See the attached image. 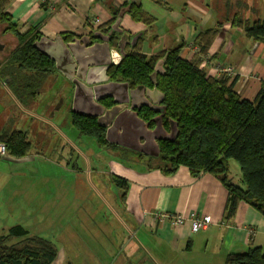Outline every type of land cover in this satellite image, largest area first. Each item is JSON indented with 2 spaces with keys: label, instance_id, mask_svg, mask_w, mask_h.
<instances>
[{
  "label": "crops",
  "instance_id": "crops-1",
  "mask_svg": "<svg viewBox=\"0 0 264 264\" xmlns=\"http://www.w3.org/2000/svg\"><path fill=\"white\" fill-rule=\"evenodd\" d=\"M139 1L143 10L156 22L148 28L126 13L121 28L129 39L147 33L142 46L145 55L156 56L182 45L181 58L195 60L212 77L215 76L210 69L212 62L230 61L239 77L236 90L243 99L254 101L264 89V47L248 39L243 28L236 26L238 18L250 24L255 19L264 20L261 12L264 0ZM249 1L258 10L253 9L257 15L253 12L251 18H246L245 4ZM131 3L132 0H12L5 12L13 18L21 33L37 28L43 37L50 40H55L62 33H72L79 39L111 23L114 11ZM95 20L100 22L93 25ZM200 45L207 47L205 55L201 53ZM68 82L73 89L72 82ZM61 97L60 91L57 98L47 103V108H52L50 120L42 116L46 124L57 130L62 126ZM32 102L28 106L29 113H33L35 101ZM27 103L29 101L24 104ZM5 118L1 132L21 131L30 141V130L35 125H28L31 119L22 125V117ZM111 157L113 159L105 158L104 180L107 176L111 180V175L127 180V195L123 199L119 189V200L129 225L117 229L76 226L75 234L80 236L73 237L71 243L75 247L68 251L56 246L58 258L54 264H225L229 256L246 255L253 247L264 249V215L241 203L234 219L226 223L225 208L229 194L215 175L202 174L196 178L187 167H181L174 175L168 176L157 169L149 170L143 164L120 158L114 160V155ZM34 158L29 155L19 159L9 155L0 161V208L5 204L11 206L17 199L16 196L3 197L2 178H8L5 186L10 189L14 185L12 173L19 168L25 169V164L29 167L28 162ZM100 176H97L99 185ZM12 208L13 213L22 211L19 203ZM191 214L210 217L216 225L194 234L189 223L175 227L168 218ZM57 217L62 222V213ZM80 222L76 221V224ZM16 224L28 230L24 224L14 222L6 230L0 228L3 231L0 234H5ZM118 233L120 237H117ZM122 247L124 251L120 250ZM121 252H125L124 258L120 257Z\"/></svg>",
  "mask_w": 264,
  "mask_h": 264
},
{
  "label": "trees",
  "instance_id": "trees-1",
  "mask_svg": "<svg viewBox=\"0 0 264 264\" xmlns=\"http://www.w3.org/2000/svg\"><path fill=\"white\" fill-rule=\"evenodd\" d=\"M10 1L0 0L2 32L12 35L17 43L11 57L6 60L5 73L11 79L6 87L16 101L24 104L28 99L36 100L42 93L46 78L59 71L52 60L34 48V43L43 38L38 29L21 33L13 18L5 12ZM120 10L114 11L111 23L94 30L109 33ZM129 15L148 28L156 22L141 4L132 5ZM237 21L236 26L243 28L248 39L264 47V22L250 24L239 18ZM146 35L143 34L118 66L110 69V80L128 83L130 90L144 86L162 93L161 105L165 107L162 125L165 131L170 132L171 123L177 124L175 140L158 141L159 156L149 157L110 144L106 139V129L98 126L95 118L74 114L71 109L73 127L81 135L95 139L101 150L117 154L126 162L146 163L149 170L157 169L172 176L179 168L187 167L196 178L202 174L215 175L229 194L225 208L226 223L234 219L241 203L264 215V89L254 101L243 99L236 90L238 75H208L195 60L181 58L182 45L156 56L145 55L142 46ZM61 36L67 43L78 38L72 33H62ZM119 39L120 34L113 33V48ZM199 48L205 55L207 47L200 45ZM159 61L164 62L163 73L157 74L154 82L153 75ZM109 100L106 102L112 105ZM159 115L145 109L139 113V118L149 123V129L153 130L156 127L153 120ZM0 142L7 145L12 157L21 159L30 154L31 143L26 133L3 131ZM230 161L239 165L241 177L238 183L230 177ZM111 180L121 189L124 199L127 180L116 175H111ZM16 239L17 242L12 243ZM57 258L58 249L52 241L31 235L23 226H13L5 234H0V264H54ZM225 264H264V249L253 247L246 255L229 256Z\"/></svg>",
  "mask_w": 264,
  "mask_h": 264
},
{
  "label": "rangeland",
  "instance_id": "rangeland-1",
  "mask_svg": "<svg viewBox=\"0 0 264 264\" xmlns=\"http://www.w3.org/2000/svg\"><path fill=\"white\" fill-rule=\"evenodd\" d=\"M245 7L246 18H251L253 12L257 15L254 10L258 9L251 4V1L247 2ZM261 9L264 19V6ZM3 78L2 76L0 79V134L3 133L1 131L6 116L22 117L20 122L22 125L31 119L28 125L32 123L35 125L30 130L32 133L29 155L35 157V160L28 162L29 167L25 164V169L19 168V171L12 173L14 185L10 189L5 186L8 178H2L3 197L16 196L17 199L11 206L5 204L0 208V224H2L0 228L6 230L14 222L22 223L31 235L47 238L58 248L64 247L69 251L70 247H75V244L71 243L73 237L80 236L75 234L76 226H85L88 229L99 226L117 229L129 225L119 200V188L108 176L105 177L107 180H104L103 171L107 169L105 158L110 160L112 153L107 152V154L105 151L103 153L95 139L81 135L72 125V92L69 82L59 72L49 75L40 98L34 100L33 113H29L28 106L33 103L32 100L28 99L27 104L14 100L10 90L1 83ZM5 79L10 78L8 76ZM60 91L62 92L60 98L62 126L57 130L46 124L47 121L46 119L44 121L42 116L50 120L52 108L49 106L47 108V103L54 97L57 98ZM118 158L115 154L114 160ZM142 166L147 167L146 163ZM229 170L232 181L238 183L241 177L238 163L230 161ZM98 174L101 175L100 185L97 181ZM18 203L23 212L16 210L13 213L12 206ZM59 213H62V222L57 217ZM76 221L81 222L76 224ZM1 229L0 232H3ZM117 237H120L119 233ZM16 242L17 239L12 241V243ZM120 250L124 251L125 248L122 247ZM121 254L120 257L124 258L125 252Z\"/></svg>",
  "mask_w": 264,
  "mask_h": 264
},
{
  "label": "water",
  "instance_id": "water-1",
  "mask_svg": "<svg viewBox=\"0 0 264 264\" xmlns=\"http://www.w3.org/2000/svg\"><path fill=\"white\" fill-rule=\"evenodd\" d=\"M140 4L139 0H132L128 7L121 9L107 36L100 31L92 33V38L101 40L102 44L92 43L88 34L68 43L61 35L55 40L43 37L33 46L52 60L56 69L75 85L72 105L74 114L95 118L98 126L106 129V139L110 144L149 157H158L160 154L158 141H174L178 133L177 124L174 122L171 123L170 132L163 128L162 119L165 111V107L161 105L163 94L156 88L150 90L144 86L130 90L128 83L109 82L106 73L110 64L119 65L121 58L126 56L124 47L130 39L122 30L121 23L132 5ZM113 33L122 35L118 42V51L110 49L109 41ZM141 37V34L134 37L132 45L134 46ZM163 64V61H159L156 65L154 82L157 74L163 73ZM103 98L113 99L117 106L106 111L98 104ZM152 103L155 105L152 106ZM84 104L91 108V112L81 108ZM142 105L160 114L153 120L156 125L153 130H150L149 123L141 120L135 112V109H140Z\"/></svg>",
  "mask_w": 264,
  "mask_h": 264
},
{
  "label": "flooded vegetation",
  "instance_id": "flooded-vegetation-1",
  "mask_svg": "<svg viewBox=\"0 0 264 264\" xmlns=\"http://www.w3.org/2000/svg\"><path fill=\"white\" fill-rule=\"evenodd\" d=\"M116 34H118V33H116ZM104 35L107 36L108 33H104ZM90 36H91V42L92 43H100V44L103 43L101 40H95V39H93L92 38V36H93L92 34ZM111 37L112 36H110V41H109L110 49H116L118 51L119 50L118 45L116 47H114V48L111 46ZM121 37H122V35L120 34V39H121ZM137 42H136V44H137ZM132 43H133V38L130 39V41L125 45L124 52H125L126 55L128 54L129 51H131L136 46V44L133 46ZM16 46H17V43L15 42L14 37L12 35L3 34L2 27L0 26V79L2 78V76L4 77L2 79V82H1V83H4V86L8 85L10 83V81H11V79H8V80L5 79V77L7 78L6 73H5V66H6V63H7L6 60H8L11 57L13 51L16 49ZM124 57L125 56H123L121 58L120 62L122 61V59H124ZM113 66H116V65L115 64H110L109 65V68L107 69V72H106L107 73V76L109 77V82H112L110 80L109 71H110V69ZM3 80L5 82H3ZM71 85H72V88H73V89H71V91H72V94L74 95V92H75L74 84L71 83ZM107 99H110L109 101L112 103V105H108V103L106 102ZM98 104H100L101 107H103L106 111L107 110H110V109H113L114 107L117 106V104H115L113 102V99H111V98H103V99H101V100L98 101ZM161 104H162V102H161ZM151 105L154 106L155 104L152 103ZM81 108L84 109L85 111L91 112V108H89L88 105H86V104L82 105ZM129 108H130V105H129ZM71 109H72V107H71ZM145 109H148L149 111L155 113V111H152L149 107L144 106V105H142L140 109H135V112H137L138 115H139V113L142 110H145Z\"/></svg>",
  "mask_w": 264,
  "mask_h": 264
},
{
  "label": "built area",
  "instance_id": "built-area-1",
  "mask_svg": "<svg viewBox=\"0 0 264 264\" xmlns=\"http://www.w3.org/2000/svg\"><path fill=\"white\" fill-rule=\"evenodd\" d=\"M100 21L95 20L93 21V25H97ZM210 69L214 71V75L216 77L221 76L222 74H229L230 76H236V73L234 71V66L230 61L225 62H212ZM9 154L8 147L5 143L0 142V160L7 157ZM168 218L171 220L172 224L175 227L183 226L186 223L190 224L191 231L194 234L200 233L204 230H207L211 227H215L216 223L211 220L210 217H199L195 215H173L168 216Z\"/></svg>",
  "mask_w": 264,
  "mask_h": 264
}]
</instances>
